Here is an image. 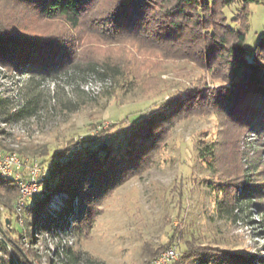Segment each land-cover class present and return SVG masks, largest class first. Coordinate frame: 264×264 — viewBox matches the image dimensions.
Segmentation results:
<instances>
[{"label": "rangeland", "instance_id": "obj_1", "mask_svg": "<svg viewBox=\"0 0 264 264\" xmlns=\"http://www.w3.org/2000/svg\"><path fill=\"white\" fill-rule=\"evenodd\" d=\"M240 6L236 0L225 8L228 19ZM247 9L244 46L251 60L257 40L264 35V0H254ZM27 26L32 31L71 33L77 38L79 59L103 58L125 69L116 78L95 71H70L54 79H38L0 64L4 110L14 111L31 98L36 101L33 112L21 117L5 120L0 111V146L27 159L40 162L71 141L89 137L125 117L139 119L145 112L168 107L177 96L194 94L203 84L211 90L222 84L189 60L161 58L155 50L128 41H103L87 32L88 28L71 29L62 19L34 18ZM133 69L137 70L135 77ZM202 112L174 122L150 164L103 200L87 233L34 230L41 254L36 264H150L157 251L173 244L179 254L172 264H195L182 257L189 243L226 249L251 258L254 264H264V126L259 130L226 127L214 110ZM116 127L123 129L120 124ZM210 142L220 151L216 162L208 164L199 157V149ZM230 176H241L251 196L240 188L246 185ZM229 184L237 186L232 191L242 193L233 214L220 202L231 194L214 189ZM67 197L64 191L54 193L40 219L54 216ZM180 197L183 208L177 217ZM3 205L0 211L9 215ZM13 224L18 227L14 219ZM2 225L6 231L3 220ZM174 229L175 239L169 240ZM63 238L71 239L68 246L79 252L75 262L66 263L55 252Z\"/></svg>", "mask_w": 264, "mask_h": 264}, {"label": "trees", "instance_id": "obj_2", "mask_svg": "<svg viewBox=\"0 0 264 264\" xmlns=\"http://www.w3.org/2000/svg\"><path fill=\"white\" fill-rule=\"evenodd\" d=\"M235 1L0 0V64L10 71L26 72L38 79H54L70 71H95L111 78L125 74L119 62L79 59L77 38L71 33L32 31L27 26L34 18L62 19L71 29L88 28L87 32L103 41H128L155 50L161 58L189 60L222 83L213 90L203 84L194 94L175 97L163 110L145 112L136 120L125 117L53 152L40 161L47 169L44 193L28 200L20 213L14 207L17 185L0 177V204L9 213L0 211V264H36L41 260L34 230L87 233L101 212L103 200L126 178L138 175L150 164L177 119L214 110L226 127L259 130L264 126V35L257 40L252 59L247 60V8L254 0H240L239 10L228 19L224 10ZM133 76H137L136 69ZM5 104L6 99L0 98V111L5 120H10L32 113L36 101L28 99L14 111H5ZM119 124L123 129L116 127ZM219 151L216 143L210 142L200 147L199 157L208 164L215 163ZM229 179L246 185L240 188L249 195L248 184L241 176ZM223 186L214 189L231 194L230 198L221 197L220 202L225 211L233 214L242 193L232 191L235 185ZM60 191L68 195L63 205L54 216L40 219L52 195ZM178 193L182 197L180 189ZM181 197L177 217L183 208ZM174 233L175 229L169 240L175 239ZM60 250L59 256L66 263L79 257L70 245L60 246L55 252L59 254ZM182 257L195 264H254L251 258L226 249L193 243L186 244Z\"/></svg>", "mask_w": 264, "mask_h": 264}, {"label": "built area", "instance_id": "obj_3", "mask_svg": "<svg viewBox=\"0 0 264 264\" xmlns=\"http://www.w3.org/2000/svg\"><path fill=\"white\" fill-rule=\"evenodd\" d=\"M46 172L47 169L43 163L24 158L16 150H6L0 146V177L10 179L17 185L19 192L14 201V207L18 213L22 211L28 200L43 194ZM19 222H22L21 217ZM62 240L61 246L71 243V239L63 238ZM59 254L62 255V250ZM178 254L177 246L170 245L154 257L150 264H172Z\"/></svg>", "mask_w": 264, "mask_h": 264}]
</instances>
